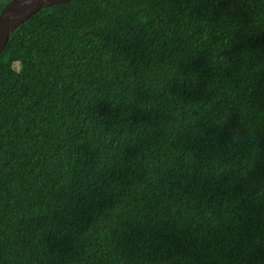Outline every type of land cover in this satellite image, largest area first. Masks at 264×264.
<instances>
[{"label": "trees", "instance_id": "1", "mask_svg": "<svg viewBox=\"0 0 264 264\" xmlns=\"http://www.w3.org/2000/svg\"><path fill=\"white\" fill-rule=\"evenodd\" d=\"M0 264H264V0H68L17 25Z\"/></svg>", "mask_w": 264, "mask_h": 264}, {"label": "water", "instance_id": "2", "mask_svg": "<svg viewBox=\"0 0 264 264\" xmlns=\"http://www.w3.org/2000/svg\"><path fill=\"white\" fill-rule=\"evenodd\" d=\"M68 0H9L0 9V53L9 33L41 7Z\"/></svg>", "mask_w": 264, "mask_h": 264}, {"label": "rangeland", "instance_id": "3", "mask_svg": "<svg viewBox=\"0 0 264 264\" xmlns=\"http://www.w3.org/2000/svg\"><path fill=\"white\" fill-rule=\"evenodd\" d=\"M13 67H14L15 69H18V68H19V66H18L17 63H14V64H13Z\"/></svg>", "mask_w": 264, "mask_h": 264}]
</instances>
